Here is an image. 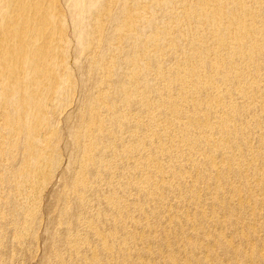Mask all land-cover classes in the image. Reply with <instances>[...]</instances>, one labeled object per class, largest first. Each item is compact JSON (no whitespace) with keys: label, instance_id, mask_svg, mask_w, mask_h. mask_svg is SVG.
Listing matches in <instances>:
<instances>
[{"label":"bare ground","instance_id":"obj_1","mask_svg":"<svg viewBox=\"0 0 264 264\" xmlns=\"http://www.w3.org/2000/svg\"><path fill=\"white\" fill-rule=\"evenodd\" d=\"M11 1L13 0H0V109H3L6 113L7 124L13 129L12 135L14 136V142L19 143L18 145H14L13 148L19 150L21 156L11 158V162H18L25 156H30L32 159V163L29 164L27 169H9V175L20 178L16 181V184L28 185L34 180L31 186L36 185V188L40 190V194H43L45 190H48L53 185L54 175L59 172L60 167V170H62V164L64 162H62V159L65 158L64 156L67 154L66 156L69 157V165L67 169L65 168L66 177L64 180L62 178L63 176L60 177L61 180L64 181V187L60 190V196H62L61 200H63L62 202L64 203L67 202V199H64L67 197L71 206L64 204V211L60 212V210L63 209V204L58 196H56L57 193L54 192L53 194L56 197L55 202L57 206L54 210V214H60L62 216L66 210H71L72 212L74 210L78 213L85 210L81 201L82 196L92 192L94 190V185L90 179H83L80 173H73L72 166L76 159V157L74 158V153H82L79 158L84 156L85 160H99L103 156L104 151L97 153L93 144H89L92 141V135H89V132L85 134V140L88 144L86 147H82L79 143L75 142V128L73 127L75 119L71 111L83 107L85 90L88 83L95 75V67L90 66L96 64L98 65L96 71L97 76L102 75L104 79H111L114 73L116 74V78L108 85L109 90L115 95L118 94V91H122L115 101L100 99L98 102H109L113 110L117 103L125 104L127 108L144 105V107H154L156 109L154 123H150V125L147 126L146 124H141L142 119H139V128H143L144 133L139 130L131 131L134 136L142 137L139 140L140 144L138 146L125 144L127 152L123 160H126L132 154L135 157H132V160L129 162L131 164L130 168L121 173V181L114 183L110 179L111 173L107 176L104 170H100L99 178L104 182L105 186L112 187L114 190L111 199L114 200L116 195L126 193L130 188L131 182L126 180V175L128 173L136 171L146 172L145 168L156 161H161L163 163V168L173 166L174 163L167 165L165 156L178 157L182 154L183 157L189 156L194 158V165H181L179 162L176 163V170L180 172L182 176L190 174L196 184L200 183L202 175L207 176L209 179L206 188H202L201 190L191 191L183 188V193L186 197L195 199L196 196H198L199 198H203V201L205 196H207L209 192H212L210 189L213 185L217 187V192L213 193L217 197H221L222 204H225V199L229 196L228 194H230V192L225 193L220 190L227 187L228 179H230L232 175L239 173L240 167L232 164L222 155L220 156V160H215L214 158L218 156L215 154L219 152V147L215 142L195 149L197 140L194 138L196 135H194L192 140L188 143V146L177 147L181 151L180 152L169 148H163L155 144L154 141L150 142L148 136L155 126H158L159 129L162 128L163 131H165L166 128L174 131L179 130L181 129L180 124L188 127L187 125L190 121L187 118L188 114L186 111L189 108L196 111L197 117H200L203 123L209 122V119H207L209 113H214L216 115V121L218 122L228 121V119L225 120V117L233 107V98L230 97L219 100V98L215 97V93L221 90V87L214 83L215 80L213 79L216 77L224 79L227 93L231 91L243 93L244 99L247 98V92L251 90H253V92L256 90L264 92V85L249 88L250 83L253 82L252 79L259 78L261 72L264 70V54L254 51L246 55L243 50L246 43L243 37L247 38L248 34L256 32L258 28L253 22L243 21L240 26L243 37L234 40L229 31L230 23L227 24L230 18L228 14L230 11H224L225 6L231 4L233 1L238 8L241 7L245 9L246 7L243 5L247 4L246 6L251 7V10L255 7L258 11H264V0H243V2L240 1L238 3L237 0H226L229 4L220 1L218 5H215L218 3L215 0H197L199 2V8L203 10L201 17L216 13L215 18L221 26L219 32H223L224 37L221 38L219 43L210 42L205 44L202 50L197 51L191 57H184L175 48L168 46L164 36H160L156 40L161 55V59L158 61L159 64L163 67L170 63H174L179 69H187V73H185L188 76L189 84L192 89L210 96L208 102L202 104L199 95H194L190 100L182 103L179 110L172 109L175 79L171 78L169 74L156 72L155 76L148 77L142 71L140 65H138L139 61L137 59L129 57L128 66H124L116 59V51L112 50L111 47H94L97 43L101 42L100 39L103 34H106L107 30H110L113 35L106 39V44H110L113 38H125L124 42L126 44L137 45L139 39L133 37L131 29L132 26H137L140 22L142 23L145 21L143 17L135 13V10L131 8V3L136 5L144 0H114L112 4L111 2L113 0H73V5L68 9L62 8L60 0H14L15 6L11 9L6 5V3ZM147 1L149 7L146 14H154L160 17H162V15L165 16L163 10L157 5V2L160 5H165L169 0H165L164 2L160 0ZM171 1H174L177 6L182 3V0ZM123 7L126 8L124 13H122ZM21 11L24 12L27 20L25 24L22 23V25L19 26V22L10 20L12 19L11 14L15 12L20 13ZM168 17H171V11L168 12ZM189 19L196 20L194 17H189ZM92 21L94 24H91ZM92 25L95 26L94 29H92ZM146 28L155 31V21L147 22ZM42 30L49 32L50 46L48 48L39 45L45 40L46 36L36 38L35 35L32 34L34 31ZM164 30L168 32V28ZM212 35L216 37V31H214ZM200 37L201 41L204 42L213 38H208L207 34L203 32L200 33ZM58 38H60L61 42ZM167 40L169 41L170 39L167 37ZM151 41L152 40L148 41L147 45L144 44L143 47L150 45ZM255 42H257L264 51V29L263 36L256 38ZM73 43L76 47V68L68 69L67 64L62 61L61 56L65 54L71 56V54L75 53L74 50L72 52L70 48V45ZM219 44H226L234 51L229 53L233 57L230 61L222 59V54L225 53L218 54L217 45ZM45 51L50 66L47 64V66L43 68L41 66L42 59L39 54ZM235 59L241 60L238 66L243 74L248 77L246 81L242 76H231V68ZM204 64H207L208 67L205 72L200 70L197 72L191 69L201 68ZM220 64L225 68L219 67ZM121 72H124L128 78L126 83L118 77V74ZM19 85L21 86L17 90ZM130 92L132 95H130ZM239 93H237V95L242 96ZM247 101V103L239 102L238 109L240 111L238 112V117L240 118V113L244 110L243 106L248 107V110L254 112L258 124H260L253 133V138H257L264 126V97L261 96L260 93L251 94L248 96ZM15 104L19 105L16 112L24 110V116L21 121H13L11 115L7 112V109ZM86 104L91 105V99H89ZM54 115H57L60 120V126L58 128H50L47 124L48 118ZM84 116L87 120L93 121L97 128H101L98 133L100 137L107 136L108 132L103 127H107L109 121L103 112L97 109L86 110ZM132 117H134V115ZM230 118L233 119L234 116ZM193 121H195V119ZM220 126L221 125H215V127H212V123L209 124L207 129L212 132V134L205 136V138L212 139V136L215 134H222ZM244 127L246 129H251L252 124L246 123ZM63 136H66L68 139L66 149L63 147L64 144L63 146L62 144H58L59 138ZM164 136L165 134L160 132L157 134L156 140H163ZM2 138V134L0 133V140H2ZM165 139L166 141L170 140L167 139V137H165ZM261 149L263 150L262 147ZM196 150L199 151L196 152ZM120 161H122V159L112 160L111 166ZM143 163L148 165L142 167ZM263 165L264 153L255 152V155L250 157L246 162V173H257L259 172L257 169ZM210 169L213 170L214 174H208ZM60 172H64V168L63 171ZM33 175H35L34 178ZM57 175L58 174H56L55 177ZM252 178L253 179L246 177L244 182L241 183L246 186L249 192L258 190L257 187H260L261 184L264 183V174H259L257 177ZM25 179L27 180L26 183ZM146 181L154 188L161 189L165 187L162 178L154 179L152 176H149ZM223 181L225 182L223 183ZM125 182H130V185L117 188L119 183L122 184ZM173 185H175V183H173ZM141 188H143V185L139 183L138 189ZM40 194L35 195L31 192H13L11 197L7 194L0 193L1 198L5 200L3 204H5L8 211L7 205H15L18 201L27 203L29 208L28 211L24 212L18 218L16 216V211H12V218H17L16 224L2 218V213H0V224L3 225L0 226V255L9 250L10 256L7 261H12L16 258L20 247L13 246L10 248V241H7L4 235L5 233H14L16 235L25 234L29 231L34 232L35 229H37L35 228L36 225L31 229L30 226L20 223L22 221H30L37 224V222L40 221L37 220L36 222L35 220V217L38 215L37 211L40 207L38 206ZM175 196L179 197L180 194L176 193ZM232 200L239 208H246L252 215L264 212V199L257 203H252L248 196L246 197L239 193H233ZM167 202L168 199L164 192L161 193L158 199L153 200L154 204H166ZM154 204L148 205L147 209L140 213L144 222L147 216L152 214ZM116 210L117 209H112L113 213ZM8 216V218L11 219V215L9 214ZM52 216L55 218V215ZM97 216L98 213H91L90 218L92 220L90 218L86 220L77 217L72 222L64 224L63 229L60 230H65L70 236L65 246L77 242L79 233L86 229L99 232V239L96 237L92 240L93 244H86L89 245V257L94 264H105L103 262V257L105 255L116 254L118 249L122 250L123 256L127 257V260H116L114 264H126L127 262L136 264L138 256L136 250L137 244L141 242L145 245H151L159 241L166 243V246L161 250H167L168 252L159 255V258L156 257L155 263L167 264L170 262L171 254L169 250L173 245L171 241L172 238L157 236L159 228L164 231L167 230V221L164 223L162 222L160 227L151 225L150 221H147L146 224L143 225L135 221L134 225L130 224V230L113 221H105L102 223L101 229H97L94 222V218H97ZM187 216L191 219V214ZM201 217H204V215L201 214ZM3 222L6 224L5 227ZM75 222L82 223L81 225L77 224L72 227ZM258 223L264 227V215L261 214L259 216ZM38 224L41 225L42 223ZM141 225L146 226L149 231L139 234L138 227H141ZM123 229L126 230V235L124 240L119 242L117 249L113 243L114 240L122 236L121 232ZM48 231H51V229H48ZM152 233L153 235L151 236ZM250 233H257L256 226L251 223H246L238 231L241 237H248ZM175 236L179 237L180 235L176 234ZM122 237L120 239H122ZM51 238L52 240L49 238L51 240V249H54L52 264H67V260L60 256L61 252L59 253V249L62 247L63 243L55 236ZM151 240L154 241L149 243ZM254 241L255 239L252 240V243ZM229 244L230 248H233L235 251L239 250V246L232 241H230ZM32 247L33 246H31V250ZM6 248L8 249L6 250ZM82 248L84 247L79 245L76 247L78 252H81ZM36 249L39 250L38 248ZM250 255L251 262H246L245 264H264L263 248L255 251L251 250ZM254 257L256 258V262H254ZM25 261L28 262V260ZM234 262H237V260ZM22 264L26 263L22 262ZM142 264L146 263L143 262Z\"/></svg>","mask_w":264,"mask_h":264},{"label":"rangeland","instance_id":"obj_2","mask_svg":"<svg viewBox=\"0 0 264 264\" xmlns=\"http://www.w3.org/2000/svg\"><path fill=\"white\" fill-rule=\"evenodd\" d=\"M160 1L164 2L165 0ZM215 1L218 2L215 5H218L220 1L229 4L226 0ZM240 1L243 2V0H237V3ZM73 3V0H60V5L62 8L66 9L70 8ZM112 3H114V0L111 4ZM198 4L199 2L197 0H182L181 5L179 6L171 0H169V2L165 5H160L157 2V5L163 10L165 15L160 17L154 14H146L149 7L147 0L137 3L136 5L131 3V8L135 10V13L143 17L145 21L142 23L140 22L137 26H132L131 29L133 37H137L139 39V43L137 45L126 44L124 42L125 38H113V41H111L110 44H106V39L112 37L113 35L110 30H107L106 34H103L100 39L101 42L97 43L94 47H111L112 50L116 51V59L124 66H128L129 57L137 59L139 61L138 65H140L142 71L148 77L155 76L156 72L169 74L171 78L175 79L172 109L179 110L181 104L190 100V98L194 95H199L202 104H206L210 96L206 93L197 92L192 89L186 74L187 69H179L174 63H170L163 67L159 64L158 61H160L161 55L160 48L156 43V40L160 36H164L168 46L175 48L184 57L193 56L197 51L202 50L205 44L210 42L219 43L221 38L224 36L223 32H219L221 26L215 18L216 13L201 17L203 10L199 8ZM6 5L13 9L15 6L14 0L6 3ZM246 5L247 4L243 5L246 7L245 9L241 7L238 8L233 1L231 4L225 6L224 11H230L228 13L230 18L227 21V24L230 23V34L234 40L236 38L243 37L242 30L240 28L242 22H253L258 29L256 32L248 34L247 38L243 37L246 41L243 50L246 55L253 53L254 51L264 54L260 45L255 42L256 38L263 36L264 11H258L255 7L251 10V7ZM125 11L126 8L123 7L122 13ZM169 11H171L170 18L168 17ZM189 17H194L196 20L189 19ZM11 18L12 19L10 21L19 22V26H21L22 23L25 24L27 20L23 11L11 14ZM152 21H155L156 23L155 31H151L146 28V23ZM91 24H94V22L92 21ZM94 28L95 26L92 25V29ZM165 28H168V32H165ZM214 31H216V37H213L214 35H212ZM202 32L207 34L208 38H213L207 42L201 41L200 33ZM32 34L35 35L36 38L46 36L45 40H43L39 45L44 48H48L50 46L48 31H34ZM167 37L171 41H168ZM58 40L61 42L60 38H58ZM150 40H152L151 44L143 47V45H147ZM217 47L218 54L225 53L222 54V59L230 61V59L233 58L229 53L234 51L228 45L219 44ZM70 48L72 52L74 50V54H71V56L67 54L61 56L62 61L67 64L68 69L76 68L75 44H71ZM39 56L42 59L41 66L43 68H45L47 64L50 66L46 51L41 52ZM240 61L241 60L237 59L234 60V64L231 68V76H242L246 81L248 77L243 74L238 66ZM90 67H95V75L92 77L85 90L83 107L71 111L75 119V124L73 125L75 128L74 140L82 147H86L88 144L85 140V134L86 132H89V135H92V141L89 144H93L97 153L104 151V154L99 160H85L84 156L79 158L82 153H74V158L76 157V159L72 166L73 173H80L83 179H90L94 185V190L92 192L86 193L82 196L81 201L85 210L81 213L74 210L73 212L71 210H66L62 216L60 214H54V210L57 206L55 202L56 197L53 193H57L56 196H58L61 200L62 196H60V190L64 187V181H62L60 177L63 176V180L66 177L65 171L69 165V157L66 156L67 154H65V158L62 159V162L64 161L63 164L61 162L62 170H60L61 167L59 169L60 172L63 171L64 168V172H60V174L64 173L65 175H60L59 172L56 173L59 176L57 175L55 177L56 174L54 175L53 185L48 190H45L43 194H40V190L39 188H36V185L31 186L32 183H34V180L28 185L16 184V181L20 178H15L14 176L9 175V169H27L29 164L32 163V159L30 156H25L18 162H11V158L21 156L20 151L13 148L14 145H18L19 143L14 142V136L12 135L13 129L7 124L6 113L3 109H0V133L3 137L2 140H0V193L7 194L11 197L13 192H31L35 195L40 194L38 200V206L40 207L37 211L38 215L35 217L36 222L37 220L40 221H38L37 224L30 221H22L20 223L30 226L31 229H33L36 225L35 228L37 229H35L34 232L29 231L25 234L19 235L14 233H5L4 236L6 240L10 241V248L17 246L20 247V250L18 251L19 253L16 258L12 261H7L10 256L8 252L9 250L4 254H1L0 264H22V262L26 264H52V256L54 254V249H51L52 247L50 244L52 236L57 237L63 243L62 247L59 249V253L61 252L60 256L67 260V264H94L89 257V245L86 244H93L92 240L96 237L99 239V232L85 229V231L79 233L77 242H73L72 245L65 246L70 236L65 232V230H60L63 229L64 224L72 222L77 217L88 220L91 213H98L97 218H94L97 229H101V225L105 221H113L128 230H130V224L134 225L135 221L141 223L142 225L146 224L147 221H150L151 225H155L156 227H160L162 222L164 223L167 221V230L164 231L159 228V233L157 234L158 237L172 238L171 241L173 245L169 250L171 258L169 260L170 262L167 264H245L246 262H251L250 251H255L260 248L264 249V227L258 223L259 216L261 214L264 215V212L252 215L246 208H239L232 200V195L233 193H239L242 196H248L252 203H257L264 199V183H262L260 187H257L258 190L251 192L248 191L246 186L241 184L244 182L246 177L253 179L252 177L264 174V165L257 169V171H259L257 173H246L245 168L247 160L254 156L255 152L264 153V126L257 138H253V133L260 125L256 119L257 117L254 116L255 114L253 111L248 110V107L243 106L244 110L240 113L239 118L238 112L240 110L238 107L239 102L247 103V98L251 94L260 93L261 96L264 97V92H261V90L253 92V90H251L247 92V98L244 99L243 93L232 91L227 93V87L224 79L216 77L213 79L215 80L214 83L219 85L221 90L220 92L215 93V97L219 98V100L230 97L233 98V107L225 117V120L228 119V121L218 122L216 121V115L214 113H209L207 115L209 122L203 123L202 120H200V117H197L196 111L189 108L186 111L188 114L187 118L190 121L188 122V127L180 124L181 129L179 130L174 131L166 128L165 131H163L162 128L159 129L158 126H155L149 133L148 139L150 142L154 141L155 144L160 145L163 148H169L176 151H180L177 148L178 146H188V143L192 140L194 135H196L194 138L197 140L195 149L215 142L219 147V152L215 154L218 156L214 159L220 160V156L222 155L232 164L240 167V172L232 175L231 178L228 179L227 187L220 190L225 193L230 192V194H228L229 196L225 199V204H222L221 197H217L213 193L217 192V187L213 185L210 189L212 192H209L203 201V198H199L198 196H196L195 199L186 197L183 193V188L191 191H198V189L201 190L202 188H206L209 179L207 176L202 175L200 183L196 184L190 174L182 176V174L176 170L177 162L181 165H194L193 157H183L182 154L178 157L169 155L165 156L167 159V165L174 163L173 166L163 168V163L161 161H156L145 168L146 172L136 171L128 173L126 175V180L131 182L130 188L126 193L116 195L114 200H112L111 195L114 190L112 187L105 186L104 182L99 178L100 170H104L107 176L111 173L110 179L114 183L121 181V173L130 168L131 164L129 162L132 160V157H135L132 154L126 160H123L127 152L125 144L138 146L140 144L139 140L142 137L134 136L131 131L139 130L144 133V129L139 128L138 121L139 119H142L141 124H146L147 126L150 125V123H154L156 109L154 107H144V105L127 108L125 104L117 103L113 110L109 102H98L100 99L115 101L122 91H118V94L115 95L108 88L109 83L116 78L115 73L111 79H104L102 75L97 76L96 74L98 65L93 64ZM219 67L225 68L222 64H220ZM207 68V64H204L201 68L191 69H194L197 72H199V70L205 72L207 71ZM118 77L125 83L128 80L124 72L119 73ZM252 81L253 82L250 83L249 88H252L253 86H263L264 70L261 72L259 78L252 79ZM20 86L21 85L18 86L17 90ZM237 93L242 96H238ZM130 95H132L131 92ZM89 99H91V105L86 104ZM18 106L19 105L15 104L7 109V112H9L13 121H21L24 116V110L16 112ZM96 109L103 112L109 121L107 127H103L108 132L106 137H100L98 133L101 128H97L93 121L87 120L84 116V112L86 110ZM133 115L134 117H132ZM231 116H234V118L231 119ZM194 119L195 121H193ZM211 123L212 127H215V125H221L220 131L222 134H215L212 136V139H207L205 136L212 134V132L207 129V126ZM246 123L252 124L251 129H246L244 127ZM47 124L50 128H58L60 126V120L57 115H54L48 118ZM160 132L165 134L164 139L156 140L157 134ZM165 137L170 140L166 141ZM67 143L68 139L66 136L59 138L58 144H62V146L64 144L63 147L65 149ZM199 150H196V152ZM114 159H122V161L111 166V161ZM146 165L148 164L143 163L142 167ZM208 174H214L213 170L210 169ZM149 176H152L154 179L162 178L164 180L165 187L161 189L151 187L146 181ZM34 177L35 175H33V178ZM26 182L27 180L25 179V183ZM130 182L122 184L119 183L117 188L127 187L130 185ZM224 182L225 181H223V183ZM139 183L143 185V188L138 189ZM173 183H175V185H173ZM162 192L166 194L168 202L166 204H154L153 200L158 199ZM176 193H179L180 196L176 197ZM64 199H67V202L64 203L62 202L63 200H61L63 209L60 210V212L64 211V204L71 206L68 198L65 197ZM4 201L5 200L0 196V213H2V218L10 221L11 223L16 224V219L29 210L27 203L18 201L15 205L8 204V211L5 204H3ZM152 204H154L153 212L147 216V219L144 222L140 213L146 210L148 205ZM112 209L117 210L113 213ZM13 210L16 211L17 218H12L13 216L11 213H13ZM9 214L11 215V219L8 218ZM189 214H191V219L187 216ZM201 214H203L204 217H201ZM52 215H55V218ZM51 221L52 223H55L52 224ZM38 223L42 224L40 225ZM81 223L75 222L72 227L77 224L81 225ZM246 223L255 225L257 233H250L248 234V237L239 236V229ZM5 225L6 224L4 223V227ZM142 225L141 227H138L139 234L149 231L146 226ZM0 226L3 225L0 224ZM45 228H48L49 230L51 229V231H48V229ZM121 234L123 236H121L122 239L119 237L114 240L113 243L117 249L119 242L121 240L123 241L125 238L126 230L123 229ZM176 234H179L180 236L176 237ZM152 235L153 233L151 236ZM253 239H255V241L252 243ZM153 241L154 240H151L149 243H152ZM230 241L238 245L239 250L235 251L233 248H230ZM77 245L84 247L81 252L77 251ZM31 246H33L32 250ZM164 246H166V243L162 241L151 245H145L139 242L136 247L138 252L136 264H142L143 262L146 264H162L155 263V258L162 253L168 252L167 250H161ZM7 249L8 248H6V250ZM25 260H28V262ZM116 260H127V257L123 256L121 249H118V252L114 255H105L103 257V262L105 264H114ZM235 260H237V262H234ZM254 262H256V258ZM126 264H130V262H127Z\"/></svg>","mask_w":264,"mask_h":264}]
</instances>
